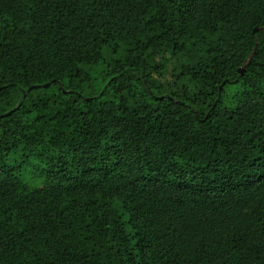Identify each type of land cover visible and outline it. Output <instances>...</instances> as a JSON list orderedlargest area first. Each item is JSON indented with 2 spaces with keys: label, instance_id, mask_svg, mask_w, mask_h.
Returning <instances> with one entry per match:
<instances>
[{
  "label": "trees",
  "instance_id": "obj_1",
  "mask_svg": "<svg viewBox=\"0 0 264 264\" xmlns=\"http://www.w3.org/2000/svg\"><path fill=\"white\" fill-rule=\"evenodd\" d=\"M0 264H264V0H0Z\"/></svg>",
  "mask_w": 264,
  "mask_h": 264
},
{
  "label": "rangeland",
  "instance_id": "obj_2",
  "mask_svg": "<svg viewBox=\"0 0 264 264\" xmlns=\"http://www.w3.org/2000/svg\"><path fill=\"white\" fill-rule=\"evenodd\" d=\"M39 170L40 169H35L32 165L27 166L23 175L25 180L30 181L32 177L38 175Z\"/></svg>",
  "mask_w": 264,
  "mask_h": 264
},
{
  "label": "water",
  "instance_id": "obj_3",
  "mask_svg": "<svg viewBox=\"0 0 264 264\" xmlns=\"http://www.w3.org/2000/svg\"><path fill=\"white\" fill-rule=\"evenodd\" d=\"M254 30H256V28H255ZM239 70H240V72H241V71H242V67H241Z\"/></svg>",
  "mask_w": 264,
  "mask_h": 264
}]
</instances>
